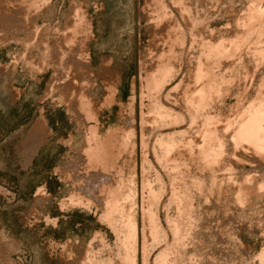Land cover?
Masks as SVG:
<instances>
[{
  "label": "rangeland",
  "instance_id": "1",
  "mask_svg": "<svg viewBox=\"0 0 264 264\" xmlns=\"http://www.w3.org/2000/svg\"><path fill=\"white\" fill-rule=\"evenodd\" d=\"M257 4L263 9L264 0H0V264H128L129 249L138 264H264V155L230 139L264 80V58L254 51L264 48L261 18L250 23L248 41L244 34ZM236 34L245 40L233 57H221V64L210 58L220 92L213 91L207 109L189 111L183 96L198 58L213 40L232 49ZM165 61L170 75L148 88ZM157 101L187 118L177 127L186 131L178 135L182 153L169 158L157 141L176 127L158 118ZM190 113L198 114L194 122ZM204 129L226 144L208 166L198 156ZM189 138L202 139L197 151L192 143L194 154ZM108 141L115 159L102 163L95 153L96 165L89 163L90 147ZM113 190L123 198L112 215L116 224L105 218ZM120 210L138 218L137 248L120 232L127 216ZM153 221L158 236L149 228ZM163 249L167 260L159 256Z\"/></svg>",
  "mask_w": 264,
  "mask_h": 264
},
{
  "label": "bare ground",
  "instance_id": "2",
  "mask_svg": "<svg viewBox=\"0 0 264 264\" xmlns=\"http://www.w3.org/2000/svg\"><path fill=\"white\" fill-rule=\"evenodd\" d=\"M155 1V0H154ZM192 1V0H191ZM157 2H158V0H157ZM162 2V1H161ZM261 3V2H260ZM164 4V3H163ZM184 5V4H183ZM258 5V8H254V9H256V13H255V11H254V13L252 14L251 13V15L250 16H248L247 18H248V20L245 22V24L244 25H246L247 26V28L246 29H248L247 31H246V29H245V33H244V31H243V33L245 34V37H246V39H247V37L249 36V34L251 33L252 34V28H253V24L251 25V26H249L250 25V23H252V21H255V20H257L258 18H261V23H260V26H259V34H262V36H263V34H264V21H263V19L262 18H264V16H262V14H264V7H263V9H262V7L261 6H259V5H262V4H257ZM256 7V6H255ZM253 8H252V10H253ZM155 9V8H154ZM157 9V8H156ZM9 10V9H8ZM14 10V9H13ZM179 10V9H178ZM191 10V9H190ZM251 10V11H252ZM4 11V10H3ZM1 12H2V10H1ZM155 12V11H154ZM4 14V13H3ZM19 14H21V12L19 13ZM26 14V13H25ZM167 14V13H166ZM171 14V13H170ZM186 14V13H185ZM7 15V14H6ZM18 15V14H17ZM22 16H23V14H22ZM151 16V15H150ZM161 16V15H160ZM181 16V15H180ZM262 16V17H261ZM7 17V16H6ZM244 17V16H243ZM19 18V17H18ZM29 18V17H28ZM168 18V17H167ZM189 18V17H188ZM246 18V17H245ZM15 19V18H14ZM24 19V18H23ZM152 19V18H151ZM154 19V18H153ZM17 20V19H16ZM162 20V19H161ZM240 20V19H239ZM7 21V20H6ZM12 21V20H11ZM21 21V20H20ZM27 21V20H26ZM168 21V20H167ZM259 21V20H258ZM256 22V21H255ZM5 23V22H4ZM12 23V22H11ZM14 23V22H13ZM23 23V22H22ZM172 23V22H171ZM183 23V22H182ZM189 23V22H188ZM237 23V22H236ZM258 23V22H257ZM3 24V23H2ZM7 24V23H6ZM8 24H10V23H8ZM18 24V23H17ZM20 24V23H19ZM25 24V23H24ZM164 24V23H163ZM170 24V23H169ZM177 24V23H176ZM195 24V23H194ZM239 24V23H238ZM181 25V24H180ZM21 26H22V24H21ZM190 26V25H189ZM242 26V25H241ZM255 26H256V24H255ZM160 27V26H159ZM175 27V26H174ZM156 28V27H155ZM189 28V27H188ZM201 28V27H200ZM256 28V27H255ZM163 29V28H162ZM167 29V28H166ZM179 29H181V28H179ZM242 29H243V27H242ZM242 29L240 30V32L242 31ZM258 29V28H257ZM177 30V29H176ZM206 30V29H205ZM225 30V29H224ZM254 30V29H253ZM159 31V30H158ZM165 31V30H164ZM169 32V31H168ZM183 32V31H182ZM202 32H205V31H203L202 30ZM257 32V31H256ZM163 33V32H162ZM161 33V34H162ZM242 33V34H243ZM37 34V33H36ZM177 34V33H176ZM197 34V33H196ZM223 34V33H222ZM234 34V33H233ZM256 34V33H255ZM165 35V34H164ZM181 35V34H180ZM194 35V34H193ZM207 35V34H206ZM168 36V35H167ZM198 36V35H197ZM226 36V35H225ZM229 36V35H228ZM252 36V35H251ZM177 37V36H176ZM202 37V36H201ZM231 37V36H230ZM235 37H237L236 39H238V38H240L238 41L237 40H235L234 38L231 40V42L229 43V44H231L232 45V49H231V47L230 48H227L226 47V45H224L223 43L224 42H221V41H219V42H217V44H215V43H212V42H208V49H207V52L204 54V56H205V58H203V55L201 54V57H199L198 58V61H197V64H196V69H193V70H195V73H194V71H192L193 73H194V79H193V81H191V86L190 85H188V87H187V85H186V88H187V90L186 91H184V99H185V104H186V107H188V110L189 111H191L192 109H193V106L195 107H198V109H199V107H202V108H200L199 110H202V109H207V107H208V104H209V102L211 101V97H212V93H213V91L215 92L216 91V93H217V91H219L220 90V85L219 84H217V81H219V80H217L215 77H217V76H215L216 74H215V72H214V67L213 66H215V62H214V60H211L210 58L212 57V59H214L215 58V60L217 59L218 60V62L219 61H221V57H225V56H228V57H233V55L232 54H234L235 55V50L237 49H239V47H240V49H241V39L243 38V35L242 36H238L237 34H236V36ZM242 37V38H241ZM262 38V37H261ZM199 39H201V38H199ZM221 39V38H220ZM227 39V38H226ZM231 39V38H230ZM249 39V38H248ZM248 39H247V41H248ZM264 39V38H263ZM162 40V39H161ZM172 40H173V38H172ZM179 40V39H178ZM181 40V39H180ZM243 40V39H242ZM244 40H245V38H244ZM243 40V41H244ZM258 40V39H257ZM223 41H225V40H223ZM254 41V40H253ZM215 42V41H214ZM185 43V42H184ZM251 43V42H250ZM259 43V42H258ZM261 43H263V42H261ZM256 44V43H255ZM260 44V43H259ZM176 45V44H175ZM207 45V44H206ZM228 45V44H227ZM252 45V44H251ZM261 45H263V44H261ZM243 46H245V45H243ZM250 46V45H249ZM256 46V45H255ZM165 47V46H164ZM252 47V46H251ZM258 47V46H257ZM169 48V47H168ZM172 48V47H171ZM206 48H207V46H206ZM256 48V47H255ZM166 49V48H165ZM199 49V48H198ZM250 49V48H249ZM253 49H254V47H253ZM257 49V48H256ZM254 50L255 52L257 51V55L259 54L260 56H262V58H264V48L262 47L261 49H257V50ZM167 51V50H166ZM179 51V50H178ZM177 51V52H178ZM235 51V52H234ZM253 51V52H254ZM195 52V51H194ZM239 52V51H238ZM254 52V53H255ZM189 53V52H188ZM192 53V52H191ZM203 53H204V51H203ZM240 53V52H239ZM163 54V53H162ZM175 54V53H174ZM190 54V53H189ZM177 55V54H176ZM186 55V54H185ZM215 55V57L213 58V56ZM232 55V56H231ZM250 55V54H249ZM248 55V56H249ZM239 56H241V55H239ZM243 56H244V54H243ZM181 57V56H180ZM219 59H218V58ZM245 57V56H244ZM162 58V57H161ZM187 58V57H186ZM225 58H227V57H225ZM225 58H224V60H225ZM242 58V57H241ZM256 58V57H255ZM235 59H236V57H235ZM245 59V58H244ZM260 59V58H259ZM80 60V59H79ZM160 60V59H159ZM217 60H216V63H217ZM248 60V59H247ZM258 60V59H257ZM161 61V60H160ZM214 62L213 64H212V62ZM227 61V60H226ZM250 61V60H249ZM237 62H239V61H237ZM261 62V61H260ZM35 63V62H34ZM149 63V62H148ZM222 63V61L220 62V64ZM224 63V62H223ZM255 63V62H254ZM84 64V63H83ZM150 64V63H149ZM160 64V63H159ZM229 64V63H228ZM236 64V63H235ZM171 61H165L164 63H162L161 65H159L157 68H156V71L154 72L153 71V73L151 74V76H149L150 78H149V81H148V88H158L162 83H163V81H164V79H165V77L167 76L168 77V75H170L169 73L171 72ZM232 65H234L233 63H232ZM240 65V64H239ZM243 65V64H242ZM87 66V65H86ZM263 66V65H262ZM33 67V66H32ZM148 67V66H147ZM232 67V66H231ZM239 67V66H238ZM194 68V67H193ZM222 68V67H221ZM258 69V68H257ZM263 69V68H262ZM172 70H173V68H172ZM217 70V69H216ZM233 70V69H232ZM251 70V69H250ZM261 70V69H260ZM223 71V70H222ZM231 71V70H230ZM231 72H233V71H231ZM235 72V71H234ZM230 73V72H229ZM253 73V72H252ZM251 74V73H250ZM240 75V74H239ZM256 75V74H255ZM219 77V76H218ZM228 77V76H227ZM190 78V77H189ZM223 78V77H222ZM232 78V77H231ZM254 78V77H253ZM262 78H263V75H262ZM230 79V78H229ZM183 80V79H182ZM217 80V81H216ZM224 80H225V78H224ZM252 80V79H251ZM145 81V80H144ZM166 81V80H165ZM227 81V80H226ZM255 81V80H254ZM259 81V80H258ZM261 82H260V86L257 88V89H259V90H257V93H256V91H255V93H256V95L255 96H251V99L248 101L249 102V104H248V106L246 107V105L243 107L244 109H243V111H241L240 110V112H242L241 114H239V112H237L238 114H239V116H241V117H239L240 119V121H236L235 122V128L236 129H234L233 127V129H234V132H233V134H232V132L230 133V134H232V135H230V136H232L230 139H231V143L232 142H234V143H236L235 145V147L237 148V146L239 147V145H240V142H241V144H243L244 142H248L247 144H248V146H254L255 147V149H254V151L256 152H258L259 154L261 153H263V155H264V91L262 90V88L261 87H263L264 86V80H260ZM147 82V81H146ZM251 82V81H250ZM253 82V81H252ZM65 83V82H64ZM169 83V82H168ZM185 83V82H184ZM219 83V82H218ZM223 83H225V82H223ZM263 83V84H262ZM178 85V84H177ZM192 85H193V87H192ZM219 85V86H218ZM236 85V84H235ZM245 85H247V84H245ZM256 85V84H255ZM67 86V85H66ZM250 86V85H249ZM253 86V85H252ZM257 86V85H256ZM176 87V86H175ZM183 87H185V86H183ZM248 87V86H247ZM142 88V87H141ZM162 88V87H161ZM185 88V89H186ZM240 88V87H239ZM238 88V89H239ZM66 89V88H65ZM254 89V88H253ZM67 90V89H66ZM178 90V89H177ZM244 90V89H243ZM151 91V90H150ZM179 91V90H178ZM229 91V90H228ZM245 91V90H244ZM247 91V90H246ZM159 92V91H158ZM172 92V91H171ZM220 92V91H219ZM248 92H249V90H248ZM69 93V92H68ZM244 94H247L246 92H243ZM145 94V93H144ZM147 94H148V92H147ZM75 95V94H74ZM215 95V94H214ZM227 94H225V96H226ZM230 95V94H229ZM144 96V95H143ZM168 96V95H167ZM216 96V95H215ZM222 96V95H221ZM157 97V96H156ZM173 97V96H172ZM242 97V96H241ZM179 98H181V97H179ZM218 98V97H217ZM245 98V97H244ZM178 99V98H177ZM213 99V98H212ZM241 98H239V101H241L240 100ZM245 99H247V97L245 98ZM238 101V100H237ZM243 101V100H242ZM245 101V100H244ZM84 102V101H83ZM156 103V102H155ZM222 103V102H221ZM223 104V103H222ZM75 105V104H74ZM83 105V104H82ZM85 105V104H84ZM150 105V104H149ZM157 105V106H156ZM154 106V105H153ZM210 106V105H209ZM85 108V107H84ZM155 108L156 109H153V110H155V112H157V115H158V118L160 119V118H162L161 120H163L164 122H171V123H169L168 122V124H171V125H174L176 128L175 129H173V131H172V133H167L166 135H165V137H160V139H158V143L160 144V146H161V149L163 150V156L165 155L166 157H168L169 158V155H170V153L172 154H174L176 151H177V149H178V147H180V145H181V143H183V141L185 140H182V139H179L178 138V135H179V137L180 138H182L183 137V134L186 132L185 130H180V129H178L177 127L182 123V122H184L187 118H186V116H185V113H183V112H178V111H176V110H174L172 107H170V106H167V105H165L164 103H162L161 101H157V103L155 104ZM190 108H192V109H190ZM211 108V107H210ZM195 109H197V108H195ZM184 110V109H183ZM187 110V111H188ZM228 110V109H227ZM234 110V109H233ZM239 110V109H238ZM237 110V111H238ZM86 111V110H85ZM133 111H134V109H133ZM148 111V110H147ZM152 111V110H151ZM182 111V110H181ZM194 111V110H193ZM192 111V112H193ZM203 111V110H202ZM229 111V110H228ZM232 111V110H231ZM236 111V110H235ZM77 112V111H76ZM146 113V112H145ZM144 113V114H145ZM218 113V112H217ZM140 114V113H139ZM148 114V113H147ZM191 114V113H190ZM200 115H201V113H199ZM226 114V113H225ZM234 114H236V113H234ZM78 115V114H77ZM149 115V114H148ZM194 115V113H192L191 115H190V117H189V120L191 121V122H194L195 121V119H196V116L198 115H196V116H193ZM199 115V116H200ZM87 116L89 117V119H90V117H92V113H91V111H88V113H87ZM204 116H205V120L206 121H210V119H211V116L212 115H210V113L209 112H206L205 111V113H204ZM84 117V116H83ZM156 118V117H155ZM218 118V117H217ZM236 118V117H235ZM80 119V118H79ZM151 119V118H150ZM204 119V118H203ZM215 119V118H214ZM234 119V118H233ZM237 119H238V117H237ZM87 120V119H86ZM188 120V121H189ZM200 120V119H199ZM189 121V122H190ZM156 122V121H155ZM162 122V121H161ZM190 122V123H191ZM227 122V121H226ZM44 123V122H43ZM201 123V122H200ZM207 123V122H206ZM229 123V122H228ZM238 123V125H237V127H236V124ZM193 124V123H192ZM225 124V123H224ZM231 124V123H230ZM230 124H228L226 127H231V126H229ZM126 125V124H125ZM182 125V124H181ZM94 126V125H93ZM146 126V125H145ZM199 126V125H198ZM212 126V125H211ZM233 126V125H232ZM126 127V126H125ZM132 127V126H131ZM147 127V126H146ZM190 127H191V124H190ZM196 127V126H195ZM210 127V126H209ZM217 127V126H216ZM220 127V126H219ZM225 127V128H226ZM40 128V127H39ZM43 128V127H42ZM94 128V127H93ZM128 128V127H127ZM135 128V127H134ZM186 128V127H185ZM198 128V127H197ZM200 128V127H199ZM206 128H207V126H206ZM227 128V129H228ZM87 129V128H86ZM217 129H219V128H217ZM36 130V129H35ZM43 130V129H42ZM203 130V129H202ZM224 130V129H223ZM222 130V131H223ZM39 131H40V129H39ZM143 131V130H142ZM228 131V130H227ZM233 131V130H232ZM45 132V131H44ZM86 132V131H85ZM109 132V131H108ZM192 132V131H191ZM225 132V131H224ZM230 132V131H229ZM40 133V132H39ZM215 133V130H214V132L212 131V129H204V131H203V133H201L202 134V136L201 135H199L200 133H198V136H199V138H202V139H200V140H202L203 141V144H202V142H201V144L202 145H200V143H199V146H198V142L200 141V140H198V142H196V143H194L196 140H195V138H194V142H192V139H187V140H189V141H187L188 142V144H189V147L191 148V145H192V143H194V144H196L195 146L194 145H192L193 146V148L195 149V151H197L196 150V146H198L199 147V149H198V156H199V154L201 155V156H199V157H201L202 159H205L206 158V164H207V162L208 161H210L211 160V158H214V156H216L218 153L220 154V153H222V150H224V147H226V144H225V146H224V143H225V137L221 140V138H219L218 136L216 137L215 135L216 134H214ZM226 133V132H225ZM33 134V133H32ZM93 134H95V133H93ZM195 134V133H194ZM31 135V134H30ZM40 135V134H39ZM38 135V136H39ZM97 135V134H96ZM131 135H132V132H131ZM133 135H135L134 133H133ZM152 135V134H151ZM164 135V134H163ZM185 135V134H184ZM188 135V134H187ZM218 135V134H217ZM223 135V134H222ZM37 134L34 136L35 137V139H37ZM100 136V135H99ZM129 136V135H128ZM196 136V135H195ZM197 136V137H198ZM229 136V137H230ZM32 137H33V135H32ZM223 137V136H222ZM214 139H217L218 140V142H217V140H215L217 143L216 144H213L214 142H212ZM233 139V140H232ZM97 140V139H96ZM99 140V139H98ZM135 140V139H134ZM35 141V140H34ZM104 141V140H103ZM115 141V140H114ZM147 141V140H146ZM224 141V142H223ZM244 141V142H243ZM41 142V141H40ZM39 142V143H40ZM96 142V141H95ZM130 142V141H129ZM243 142V143H242ZM29 143V142H28ZM43 143V142H42ZM104 143V142H103ZM124 143V142H123ZM145 143V142H144ZM157 143V144H158ZM185 143V142H184ZM25 144V143H24ZM38 144V143H37ZM108 144H110L109 143V141H108V143H106V144H102V142H100V144L98 145V150H96L95 149V147L97 146V145H95V147L94 146H91L90 147V149L88 150V157H89V159L90 160H93V162H89L90 160L89 159H87V161L89 162V163H93V164H95L94 163V160H95V162L98 160V158H99V160L101 159V162L102 163H106L107 164V162H108V164L110 163V156H111V154L112 155H115L114 153H113V147L111 148L110 146H112V145H108ZM131 144V143H130ZM135 144V143H134ZM158 144V145H159ZM239 144V145H238ZM245 144V143H244ZM243 144V145H244ZM246 144V145H247ZM252 144V145H251ZM122 145V144H121ZM185 146H186V144H184ZM30 146V145H29ZM32 146V145H31ZM185 146H183L184 148V151L186 152L187 151V146L185 147ZM234 146V145H233ZM121 147V146H120ZM141 147V146H140ZM181 147H182V145H181ZM188 147V148H189ZM241 147V146H240ZM247 147V146H246ZM145 148V147H144ZM233 148V147H232ZM251 148V147H250ZM110 149H112L111 150V153H109L110 152ZM180 149V148H179ZM186 149V150H185ZM229 149V148H228ZM227 149V150H228ZM251 149H253V148H251ZM157 150V149H156ZM161 150V151H162ZM176 150V151H175ZM180 150H182V149H180ZM180 150H178V151H180ZM192 152L191 153H193L194 154V151H193V149L191 148L190 149ZM189 150V151H190ZM236 150V149H235ZM234 150V151H235ZM244 150V149H243ZM248 150H249V148H248ZM172 151H174V152H172ZM177 151V152H178ZM253 151V152H254ZM128 152V151H127ZM181 152V151H180ZM185 152H183V154L185 153ZM188 152V151H187ZM226 152V151H225ZM241 152V151H240ZM96 153V154H95ZM182 153V152H181ZM191 153L189 154V155H191ZM235 153V152H234ZM258 153H255L256 155H259ZM97 156V160L96 159H92V157H96L95 155ZM125 154V153H124ZM135 154V153H134ZM161 154H162V152H161ZM172 154V155H173ZM178 154V153H177ZM182 154V155H183ZM231 154H233V153H231ZM230 154V155H231ZM248 154V153H247ZM250 154V153H249ZM110 155V156H109ZM178 155H180V154H178ZM178 155H176V156H178ZM223 155V154H222ZM226 155V154H225ZM253 155V154H252ZM255 155V156H256ZM192 156H194V155H192ZM227 156V155H226ZM229 156V155H228ZM233 156H237V154H233ZM112 157H114V156H111V159H113ZM134 157V156H133ZM144 157V156H143ZM172 157V156H171ZM219 157H221V156H219ZM248 157V156H247ZM246 157V158H247ZM125 158V157H124ZM178 158V157H177ZM198 158V157H197ZM217 158V157H216ZM234 158V157H233ZM114 159H115V157H114ZM113 159V160H114ZM175 159H176V157H175ZM201 159V160H202ZM229 159V158H228ZM237 159V158H236ZM243 159V158H242ZM102 160H104V161H102ZM127 160V159H126ZM125 160V161H126ZM160 160V159H159ZM166 160V159H165ZM169 160V159H168ZM184 160V159H183ZM215 160V159H214ZM233 160V159H232ZM251 161H252V159H250ZM255 160V159H254ZM112 161V160H111ZM186 161V160H185ZM205 161V160H204ZM212 161V160H211ZM224 161V160H223ZM119 162V161H118ZM128 162H130V161H128ZM133 162V161H132ZM147 162V161H146ZM176 162V161H175ZM188 162V161H187ZM214 162L215 161H213L212 163L214 164ZM225 162V161H224ZM223 162V163H224ZM229 162V161H228ZM250 162V161H249ZM258 162V161H257ZM182 163V162H181ZM184 163V162H183ZM210 162H208V164H209ZM218 163V162H217ZM92 164V165H93ZM100 164V163H99ZM131 164V163H130ZM149 164V163H148ZM175 164V163H174ZM177 164H178V162H177ZM177 164H176V166H175V168H177V167H179V166H177ZM180 164V163H179ZM205 164V165H206ZM208 164H207V166H208ZM212 164V165H213ZM254 164V163H253ZM91 165V166H92ZM96 165V164H95ZM200 165V164H199ZM216 165V164H215ZM90 166V165H89ZM90 166V167H91ZM106 166V165H105ZM77 167V166H76ZM84 167V166H83ZM131 167V166H130ZM168 167V166H167ZM204 167V166H203ZM214 167V166H213ZM115 168V167H114ZM199 168V167H198ZM206 168V167H205ZM228 168V167H227ZM254 168V167H253ZM258 168V167H257ZM187 169V168H186ZM203 169V168H202ZM225 169V168H224ZM223 169V170H224ZM106 170H107V168H106ZM105 170V171H106ZM132 170H133V168H132ZM144 170V169H143ZM171 170V169H170ZM192 170V169H191ZM248 170V169H247ZM255 170V169H254ZM257 170V169H256ZM104 171V172H105ZM213 171V170H212ZM71 172V171H70ZM85 172V171H84ZM171 172V171H170ZM227 172V171H226ZM135 173V172H134ZM228 173V172H227ZM235 173V172H234ZM259 173V172H258ZM213 174V173H212ZM229 174V173H228ZM231 174V173H230ZM71 175V174H70ZM73 175V174H72ZM88 175V174H87ZM112 176V175H111ZM176 176V175H175ZM205 176V175H204ZM227 176H229V175H227ZM234 176V175H233ZM237 176V175H236ZM247 176V175H246ZM92 177H93V175H92ZM91 177V178H92ZM109 177V176H108ZM122 177V176H121ZM191 177V176H190ZM211 177V176H210ZM230 177V176H229ZM251 177V176H250ZM220 178V177H219ZM65 179V178H64ZM80 179V178H79ZM110 179V178H109ZM117 179V178H116ZM172 179V178H171ZM187 179V178H186ZM92 180V179H91ZM107 180V179H106ZM105 180V181H106ZM119 180V179H118ZM210 180V179H209ZM212 180V179H211ZM74 181V180H73ZM104 181V180H103ZM121 181V180H120ZM204 181V180H203ZM232 181V180H231ZM95 182V181H94ZM114 182V181H113ZM145 182V181H144ZM143 182V187H147L146 185H147V183H144ZM148 182V181H147ZM222 182V181H221ZM78 183H79V181H78ZM177 183V182H176ZM187 183V182H186ZM193 183V182H192ZM258 183V182H257ZM261 183H263V182H261ZM153 184V183H152ZM212 184V183H211ZM219 184V183H218ZM82 185V184H81ZM101 185V184H100ZM120 185V184H119ZM188 185V184H187ZM196 185H198V184H196ZM242 185V184H241ZM262 185V184H261ZM76 186V185H75ZM116 186V185H115ZM149 187H150V185H148ZM186 186V185H185ZM193 186V185H192ZM212 186V185H211ZM247 186V185H246ZM258 186V185H257ZM130 187V189H133L132 188V186H129ZM135 187V186H134ZM148 187V188H149ZM260 187V186H259ZM173 188V187H172ZM228 188V187H227ZM233 188V187H232ZM262 188V187H261ZM264 188V187H263ZM114 189V188H113ZM119 189V188H118ZM129 189V188H128ZM150 189V188H149ZM179 189V188H178ZM200 189V188H199ZM207 189V188H206ZM205 189V190H206ZM223 189V188H222ZM231 189V188H230ZM111 190V189H110ZM134 190V189H133ZM142 190V189H141ZM152 190L153 189H150V191H151V193H154V192H152ZM238 190V189H237ZM94 191V190H93ZM114 191V190H113ZM116 191V190H115ZM114 191V194L112 195V197H109V198H111V200H109L108 202H107V205L109 206L108 207V210H106V217L105 218H107L109 221H113V218L115 217V215L119 212V209H121V207L122 206H120V202H121V200L123 199L122 197H121V195L119 196V194H118V192L116 191L115 192ZM118 191H121V190H118ZM131 191V190H130ZM136 190H134V192H135ZM183 191V190H182ZM185 191V190H184ZM207 191V190H206ZM241 191V190H240ZM74 192V191H73ZM92 192V191H91ZM104 192V191H103ZM126 192H128V191H126ZM148 192H149V190H148ZM156 192V191H155ZM208 192V191H207ZM234 192V191H233ZM78 193V192H77ZM112 193V192H111ZM131 192H129V194H130ZM133 193V192H132ZM182 193V192H181ZM188 193V192H187ZM209 193V192H208ZM89 194V193H88ZM93 194V193H92ZM108 194V193H107ZM127 195V197L129 198L130 197V199H131V196L130 195ZM157 194V193H156ZM173 194V193H172ZM178 194V193H177ZM232 194V193H231ZM111 195H109V196H111ZM125 193H124V198H125ZM135 196H136V193H135ZM153 196V195H152ZM183 195H181V197H182ZM212 196V195H211ZM210 196V197H211ZM234 196V195H233ZM90 197V196H89ZM133 197V196H132ZM142 197V196H141ZM200 197H202V196H200ZM240 197H241V192H240ZM91 198H93V197H91ZM96 198V197H95ZM134 198V197H133ZM235 198H236V196H235ZM243 198V197H242ZM75 199V198H74ZM125 199H127V198H125ZM152 199H154V198H152ZM200 199V198H199ZM220 199V198H219ZM240 199V198H239ZM77 200V199H76ZM129 200V199H128ZM179 200V199H178ZM184 200V199H183ZM182 200V201H183ZM208 200V199H207ZM246 200V199H245ZM124 201V200H123ZM143 201V200H142ZM155 201V200H154ZM173 201V200H172ZM180 201V200H179ZM189 201V200H188ZM209 201V200H208ZM133 202H136V201H133ZM191 202V201H190ZM84 203V202H83ZM92 203V202H91ZM104 203V202H103ZM130 203V202H129ZM132 203V202H131ZM176 203V202H175ZM136 204V203H135ZM142 204V203H141ZM183 204V203H182ZM126 205H128V204H126ZM147 205V204H146ZM149 205H152V204H149ZM155 205V204H154ZM179 205V204H178ZM105 206H106V203H105ZM120 206V207H119ZM153 206V205H152ZM151 206V207H152ZM169 206V205H168ZM67 207V206H66ZM89 207V206H88ZM97 207H98V205H97ZM147 207V206H146ZM241 207V206H240ZM61 208V207H60ZM124 208V207H123ZM189 208V207H188ZM127 209V208H126ZM149 209H150V207H149ZM187 209V208H186ZM203 209V208H202ZM124 209H122V211H123ZM142 210V209H141ZM105 211V210H104ZM118 211V212H117ZM121 210H120V214H126V213H123ZM127 211V210H126ZM149 211V210H148ZM189 211V210H188ZM117 212V213H116ZM122 212V213H121ZM128 212H129V210H128ZM127 212V216H126V219H125V221H124V228L123 229H121L122 231H120V232H123L124 234H125V240L128 242V241H130V240H132L131 241V243H134L135 242V248H137L136 247V243H138V236H139V231H140V226H139V222H138V218L134 215L133 216V214L132 213H128ZM201 212V211H200ZM115 213V215H113ZM143 213V212H142ZM146 213V212H145ZM198 213V212H197ZM119 214V213H118ZM135 214V213H134ZM264 214V213H263ZM262 214V215H263ZM114 217H113V216ZM156 215V214H155ZM185 214H183V216H184ZM101 216V215H100ZM148 216H153L152 214L151 215H148ZM194 216H195V214H194ZM146 217V216H145ZM154 217V216H153ZM191 217V216H190ZM103 218V217H102ZM118 218V217H117ZM124 218V217H123ZM147 218V217H146ZM172 218V217H171ZM186 219V218H185ZM101 220V219H100ZM116 220V219H115ZM122 220V219H121ZM145 220V219H144ZM143 220V221H144ZM148 220V219H147ZM152 220H154L153 218H152ZM174 220V219H173ZM194 220V219H193ZM106 221V220H105ZM150 221V220H149ZM178 220H177V218H176V222H177ZM189 221V220H188ZM122 222V221H121ZM151 222V221H150ZM191 222V221H190ZM113 223V222H112ZM118 223V222H117ZM180 223H182V221L180 222ZM113 224H116V223H113ZM152 225H149V228H150V226H151V230H152V232L156 235V236H158L159 234H157L159 231H160V226H158L159 224H157V222H155L154 223V221L151 223ZM122 225V224H121ZM115 226V225H114ZM117 226V225H116ZM179 226V225H178ZM191 226V225H190ZM180 227H182V226H180ZM117 228V227H116ZM143 238L145 239V235H144V233H145V226L143 225ZM112 229V228H111ZM115 229V228H114ZM182 229V228H181ZM120 230V229H119ZM119 230H117V231H119ZM174 230V229H173ZM113 231V230H112ZM115 231V230H114ZM175 231V230H174ZM173 231V232H174ZM120 232H119V236H120ZM176 232V231H175ZM160 233V232H159ZM118 234V233H117ZM153 234V235H154ZM152 235V236H153ZM155 236V237H156ZM175 236V235H174ZM177 236V235H176ZM95 238V237H94ZM121 239V238H120ZM122 240V239H121ZM122 241H124V239L122 240ZM144 241V240H143ZM119 243H120V241H118ZM125 242L126 244H128V243H130V242ZM145 242H146V240H145ZM122 244H124V243H122ZM143 244H145L144 242H143ZM118 245V244H117ZM142 245V244H141ZM123 246V245H122ZM129 246H133V245H128V247ZM145 246V245H144ZM91 247V246H90ZM133 247V248H134ZM167 247V246H166ZM130 248V247H129ZM128 248V249H129ZM132 248V247H131ZM135 248H134V250L133 251H135V252H137V250H135ZM147 248V247H146ZM145 248V249H146ZM125 249V248H124ZM144 249V250H145ZM120 250V249H119ZM143 250V249H142ZM167 250H169V249H167ZM128 250L126 249V251L125 252H127ZM129 251L131 252V250L129 249ZM129 251H128V253L127 254H129ZM165 251H166V249H165ZM164 251V249H163V251H162V253L160 252V254L161 255H159V256H162V257H164L165 258V256L167 255V252H165ZM88 252V251H87ZM124 252V251H123ZM262 252V254H261V256H262V259H264V251H261ZM134 253V252H133ZM126 253H125V255H126V263H128V264H138L137 263V258H135L136 256L134 255V257H132L133 256V254L132 255H127ZM134 254H136V253H134ZM98 255V254H97ZM137 255V254H136ZM145 255H146V253H145ZM144 255V256H145ZM180 255V254H179ZM159 256H157V257H159ZM125 258V257H124ZM167 258V257H166ZM165 258V259H166ZM95 259V258H94ZM147 259V258H146ZM261 259V260H262ZM92 260V259H91ZM161 260H164L163 258H161ZM167 260V259H166ZM89 261V260H88ZM99 261V260H98ZM107 261V260H106ZM110 261V260H109ZM159 261H160V258H159ZM262 261H264V260H262ZM108 262V261H107ZM147 262V261H146ZM149 262V261H148ZM86 263V262H85ZM93 263V262H92ZM159 263H161V261L159 262ZM87 264V263H86ZM94 264V263H93ZM146 264V263H145ZM163 264V263H162Z\"/></svg>",
  "mask_w": 264,
  "mask_h": 264
}]
</instances>
